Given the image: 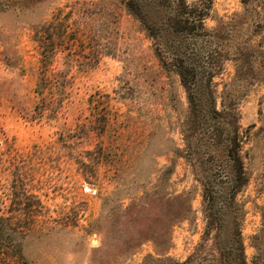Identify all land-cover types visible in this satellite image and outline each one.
Instances as JSON below:
<instances>
[{
  "label": "rangeland",
  "instance_id": "rangeland-1",
  "mask_svg": "<svg viewBox=\"0 0 264 264\" xmlns=\"http://www.w3.org/2000/svg\"><path fill=\"white\" fill-rule=\"evenodd\" d=\"M128 2L0 0V264H264V0L190 97Z\"/></svg>",
  "mask_w": 264,
  "mask_h": 264
},
{
  "label": "trees",
  "instance_id": "trees-1",
  "mask_svg": "<svg viewBox=\"0 0 264 264\" xmlns=\"http://www.w3.org/2000/svg\"><path fill=\"white\" fill-rule=\"evenodd\" d=\"M160 3L158 5L160 13L155 16L151 14L150 0H129L126 8L141 23L147 35L154 40V51L161 64L176 72L190 97L192 87L198 80L197 62L200 56L196 43L200 39H209L210 34L204 22L212 8L213 0H196L195 5L187 4L186 0H161ZM215 47L210 48L206 53L209 62H215L220 55L218 52L220 47ZM212 77L209 74L208 82ZM237 154L235 153L238 158ZM239 167L242 166L239 164ZM231 183L234 184L235 181ZM3 223L4 220L0 218V224Z\"/></svg>",
  "mask_w": 264,
  "mask_h": 264
}]
</instances>
